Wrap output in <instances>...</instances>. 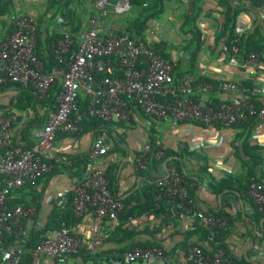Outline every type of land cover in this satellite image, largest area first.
I'll use <instances>...</instances> for the list:
<instances>
[{"label": "built area", "instance_id": "2783aa9c", "mask_svg": "<svg viewBox=\"0 0 264 264\" xmlns=\"http://www.w3.org/2000/svg\"><path fill=\"white\" fill-rule=\"evenodd\" d=\"M96 14L86 27L74 34H65L63 39L52 44V52L58 67L52 72L44 71V63L36 55L37 25L32 17L13 14L11 20L14 32L0 34V87L8 83L33 87L41 98L47 97L59 84L61 93L56 105L50 111L46 123L35 131L36 144L26 148L15 142L13 136L14 116L0 117V257L2 264H25L23 247L31 230L42 228L39 212L35 206L24 207L19 203L10 205L14 191L47 175L55 168L50 163L58 134L78 136L82 131L79 112L80 96L91 100L87 110L90 118H99L107 123H127L130 121L129 102L149 117L159 120L170 119L174 122H191L202 126L215 125L223 129H232L239 122L256 118L264 124V107H257L253 98L257 91H250L243 84L224 80L215 91L211 83L198 84L184 74L175 79L177 64L162 56L160 50L133 39L123 33L117 24L99 31L101 23L111 14L124 15L132 10L129 0H97L94 3ZM245 16L241 15L239 33L246 32ZM238 53L237 46L233 48ZM231 64L238 65L236 57ZM257 67L260 55L251 54L248 61ZM250 74H255L251 70ZM212 93L232 94L229 100H223L215 107L207 101L196 103L197 94L206 96ZM162 96L165 100H161ZM107 136L95 137L90 151V169L82 184L75 189L71 208L80 223L75 228L62 227L50 231L37 246L28 251L29 264H69L73 255L83 247L78 228L86 217L96 218L90 232L94 234V245L103 243L99 231L107 222L117 223L125 209L122 200L110 189L107 170L99 167L95 161L109 153ZM151 146L136 159L137 169L145 171L149 163ZM164 158L163 150L155 156L156 161ZM72 166L71 162L67 163ZM169 177L159 180L156 201H167L178 205L192 217L199 219L214 234L227 221L225 217L206 215L196 211V202L189 189L183 183L177 167L169 169ZM67 194H61L57 201L62 206ZM248 195L259 210L264 209V184H249ZM209 251L191 245L185 253L184 264H230L231 255L225 248ZM166 253L161 247H135L122 253L114 252L110 257L112 264H133L144 262L155 264L165 260Z\"/></svg>", "mask_w": 264, "mask_h": 264}, {"label": "crops", "instance_id": "0c3cea01", "mask_svg": "<svg viewBox=\"0 0 264 264\" xmlns=\"http://www.w3.org/2000/svg\"><path fill=\"white\" fill-rule=\"evenodd\" d=\"M51 0H14L17 15H27L32 17L37 25L40 37L63 35L68 32H74L73 28L81 24V28L86 27L89 19L96 14L94 3L96 0H72L70 8L64 5L67 0H63L58 9L49 11ZM165 15L150 23L147 31V42L155 47L158 46L161 54L180 65V72L187 75L190 69V57L192 49L187 48V41L190 36L184 34L185 23L184 16L189 7L187 0H169L166 5ZM203 12L198 21V26L203 32L204 41L201 53L198 56L196 73L213 79L232 80L238 83L253 82L257 91V102L264 107V62L255 67L247 62L245 71L238 65L231 64L225 60V55L221 49H215V39L223 30V6L220 0H205L202 3ZM74 16H73V13ZM76 15V16H75ZM112 15V14H111ZM111 15L100 25L99 31L104 30L113 24L121 26V19L124 15ZM245 16L246 32L252 29L254 19H259L261 35L264 36V11L254 12L251 16ZM79 19L80 21L78 22ZM76 23V24H75ZM12 24L11 17H0V34H10L9 26ZM75 33V32H74ZM42 51H46L42 49ZM255 74H250L251 70ZM14 91H6L0 94V116L13 108L11 102L16 98ZM221 101L229 100L232 94L217 93ZM200 101H208V96H202ZM136 113L130 117V121L125 124V128L119 131L122 135L119 138L123 152L110 153L115 141L108 135L106 139L109 145V153L95 163L109 172L114 166L115 185L114 194L118 199L124 200L136 191L141 190L148 182H158L165 178V162L156 167H152L145 175L140 174L137 169L136 159L142 154L147 145L153 143L160 150H172L181 154L183 150H188L191 156L182 159L181 165L187 178L192 180L189 184L192 196L196 202L198 212L207 213L225 211L235 218V224L232 234L226 240L231 255L237 258H249L254 264H264V238L262 231V222L257 225L253 221L254 210L252 203L247 196H241L237 193L224 191L217 195L212 191L211 182L215 185L222 179H236L242 172V164L237 156V147L241 148V140L238 135L242 133L241 129L235 126L232 129H223L218 126H202L191 122H174L170 119L159 120L157 118L146 116L134 107ZM13 124L14 138H20L24 130L36 121V116L32 111L15 112ZM39 127L31 128L30 140L33 145L36 144L35 131ZM116 128V127H115ZM95 134L92 131L82 132L78 136H69L60 133L57 138L55 149L51 155L54 164L66 165L68 157H79L90 154ZM251 143L260 145L264 149V124L258 122L251 136ZM264 155V153H263ZM159 162V161H158ZM59 168V167H58ZM90 169V165L88 171ZM207 170V171H206ZM87 171V172H88ZM258 175L264 173V166L258 168ZM78 179L68 173L61 171L52 174L43 179L38 185L37 190L41 193L40 205L38 207L39 219L45 222L51 215L54 206L59 200L61 194L75 193L78 185ZM66 195V197H67ZM24 198L29 197L24 194ZM196 218L188 213H183L175 217V222H163L162 218H153L145 215L136 220H132L129 226L135 228L142 234L136 240L128 241L119 245L113 240H109L117 223L107 222L99 231L103 236V243L99 246L94 245V234L90 232V227L96 224V218L86 216L78 228L83 247L94 253L114 252L119 247H125L130 244L156 243L166 251L165 260L155 264H184L185 253L191 245L199 242L198 235L193 239H188L187 233L192 231ZM159 232L150 235L146 230ZM188 245V248H185ZM69 263L87 264L85 257H72ZM90 263V262H89ZM101 264H112L109 260L101 261ZM144 264V262H139ZM148 264V263H146Z\"/></svg>", "mask_w": 264, "mask_h": 264}, {"label": "trees", "instance_id": "16d2710c", "mask_svg": "<svg viewBox=\"0 0 264 264\" xmlns=\"http://www.w3.org/2000/svg\"><path fill=\"white\" fill-rule=\"evenodd\" d=\"M63 0H51L49 3V11L58 9ZM97 1V0H96ZM117 0H111L112 3H115ZM132 5V10L125 14L123 19L120 21L123 33L129 34L133 39L138 41L147 42V31L149 30L150 23L161 19L166 13V5L169 0H129ZM180 1V0H177ZM189 7L184 16L185 31L186 36H190L187 41V48L192 49V54L190 57V69L187 71V75L192 79L194 83L205 84L211 83L215 89L218 90V87L222 80L209 78L203 75H198L196 73V66L198 56L203 48L204 36L202 30L198 26V21L203 12L202 3L205 0H187ZM72 0H67V3L64 5L66 8H70ZM221 5L223 6V30L215 39V49L220 48L221 53L225 55V60L229 62L232 57H236L238 60V66L241 70L245 71L247 68V61L251 54L260 55V62H264V36L261 35L259 19H254L253 27L248 32L239 33L238 25L240 23V17L242 14L250 15L252 11L259 12L264 11V0H220ZM16 13L15 2L14 0H0V17H11ZM73 13V12H72ZM112 14V15H111ZM111 17L116 16L111 13ZM109 15V16H110ZM74 16V13H73ZM76 16V15H75ZM108 16V17H109ZM107 17V18H108ZM78 22L80 21L77 19ZM264 20V19H263ZM76 24V23H75ZM81 28V24L78 25L77 29L73 28L74 34H76ZM15 25L12 24L9 26V33L14 32ZM63 35H53L47 36L46 38H41L37 30V50L36 55L44 63V71L50 73L54 68L58 67V63L52 52L53 42H57L60 39H63ZM237 46L239 49L238 53H234L233 48ZM158 48V46H157ZM45 49L46 51H42ZM163 57L168 58L165 54H162ZM170 60V59H169ZM180 65L177 64L175 69V79L183 76L184 73L180 72ZM250 91L256 90V86L253 82L243 83ZM61 86L57 84L47 97L41 98L37 90L33 87H24L21 84L8 83L5 86L0 87V94L5 93L6 91H14L17 95L16 98L11 102L10 107L12 110H9L5 114H2L0 117H11L15 112H24L32 111L36 116V121H33L23 132L20 138H14L15 142L19 145H23L26 148H32L34 145L30 140V131L31 128L39 127L41 128L47 121L48 115L51 110L54 109L56 105L57 97L61 93ZM208 96L207 104H210L212 107H215L220 103L217 93H212L206 95ZM202 97V94H197L193 99L196 103H199V99ZM161 100H165L164 97H159ZM257 97L253 98V102L257 107H262L256 100ZM79 112L78 114L82 115V120L80 126L82 127V132L86 133L92 131L95 134V137L108 135L111 137L115 144L112 146L110 153H119L123 152L121 148V141L118 137L122 136L119 134V131L125 128V124L121 123H107L99 118H90L87 116V110L90 106V98L88 96H80L79 98ZM129 107L133 113H136L134 110L135 105L132 102H129ZM4 108L0 106V110ZM138 111L143 113L140 108H137ZM131 113V117L133 116ZM144 114V113H143ZM258 124L256 118H251L246 122H239L236 126L241 129L242 133L238 135V140L242 139L241 148L237 149V156L240 159L242 164L243 172L236 178H225L213 184L211 182L212 191L219 195L224 191H229L230 193H237L241 196H247L249 190V184L252 182H261L264 184V173L258 175V168L264 166V149L257 144L251 143V136ZM116 127V128H115ZM59 135V134H58ZM58 138V136H57ZM160 151V148H157L153 143L151 145V151L149 153V163L145 171H140V174L145 175L153 166L156 167L160 163H164L168 160V167H177L180 175L183 177L184 185L189 189V192L192 196L189 184L192 182L187 178L186 173L181 165L182 159L187 156H191L188 153V150H183L181 154H177L172 150L166 149L163 150L164 158L162 161H156L154 156ZM67 162H71L72 166L68 167L66 165H56L53 171L47 175H44L38 178L33 183H29L24 186L22 189L16 190L12 193L9 204L13 205L19 203L24 207L35 206L38 210L40 205L41 193L37 190V185L45 178L50 177L52 174L67 171L68 173L74 175L79 181L78 185L83 183L89 165L91 164L90 154L79 157H68ZM50 163H54L51 159ZM59 167V168H58ZM114 166H112L108 172V179L110 181V189L114 193L115 185V172ZM207 171V170H206ZM2 178H0L1 180ZM1 188V186H0ZM158 183L157 182H148L145 186L136 191L132 196L122 200L125 204V209L120 215L119 221L117 222L116 227L114 228L109 240H113L119 245H123L128 241H133L138 238L142 232L131 228L129 224L132 220H136L145 215L153 218H162L163 222L168 223L169 221L175 222V217H179L183 213H188L185 209L180 208L178 205H170L167 201H156L155 197L158 194ZM26 194L28 198H24L22 195ZM75 197V194L69 193L67 199L62 206L56 204L51 215L43 222V227H35L31 230L28 239H25L23 247L26 250L24 255L25 264H29L30 256L28 251L34 249L37 244H39L44 237H47L50 231L55 229H60L62 227L75 228L77 224L80 223V219L73 212L71 208L72 201ZM193 197V196H192ZM252 203L254 210L253 221L257 225H260L262 222V231L264 233V209L259 210L255 204L254 200L250 197L248 198ZM196 211L198 212L197 208ZM206 215H213L216 217H225L227 219L226 223L218 228L217 233L214 232L206 226L202 221L196 219L197 222L194 225L192 231L187 233L188 239H193L198 235L199 242L194 245L203 248L205 252H208L209 249L205 248L204 243L209 245L211 251H216L220 248H225L227 253L231 255V251L228 249L226 240L232 234V229L235 224V218L230 216L225 211H220L218 213L209 211L205 213ZM159 229L154 231L146 230V233L150 235L159 232ZM260 241L264 238H260ZM160 247L159 244L146 242V243H133L125 247H119L118 250L114 252H124L126 250H131L135 247ZM162 248V247H161ZM185 248H188V245H185ZM164 250V249H163ZM165 251V250H164ZM114 252H101V253H92L87 250H80L78 254L73 255L74 258L85 257L86 262L92 261L94 264H100L103 260H109ZM166 253V251H165ZM0 264L1 257H0ZM230 264H254L249 260V258H237L231 255Z\"/></svg>", "mask_w": 264, "mask_h": 264}, {"label": "water", "instance_id": "95a60500", "mask_svg": "<svg viewBox=\"0 0 264 264\" xmlns=\"http://www.w3.org/2000/svg\"><path fill=\"white\" fill-rule=\"evenodd\" d=\"M167 163H168V160H166V162L164 163L165 164V172H166V175H167L165 178L169 177V174H170L169 167H168V164Z\"/></svg>", "mask_w": 264, "mask_h": 264}, {"label": "rangeland", "instance_id": "374dc122", "mask_svg": "<svg viewBox=\"0 0 264 264\" xmlns=\"http://www.w3.org/2000/svg\"><path fill=\"white\" fill-rule=\"evenodd\" d=\"M69 264H74V263H69ZM87 264H94V263H92V261H90V263L87 262ZM100 264H101V262H100ZM133 264H139V262L138 263H133ZM144 264H146V263H144Z\"/></svg>", "mask_w": 264, "mask_h": 264}]
</instances>
